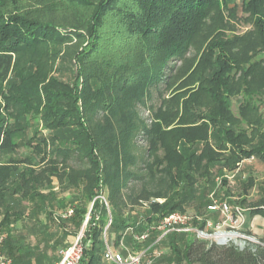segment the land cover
I'll return each mask as SVG.
<instances>
[{
    "label": "trees",
    "instance_id": "trees-1",
    "mask_svg": "<svg viewBox=\"0 0 264 264\" xmlns=\"http://www.w3.org/2000/svg\"><path fill=\"white\" fill-rule=\"evenodd\" d=\"M239 22L251 35L236 33ZM31 123L35 132L22 137ZM254 156L264 162V0H0V233L17 264L29 256L21 233H58L55 223L72 237L85 226L80 264H112L103 260L104 233L109 244L120 233L112 246L124 254L166 245L171 254L160 260L170 264H264V233L241 247L185 231L158 240L156 229L139 241L130 230L191 202L208 210L213 166L222 164L227 185L226 172ZM225 191L231 206L264 218V178L250 177L237 199ZM8 196L16 200L6 204Z\"/></svg>",
    "mask_w": 264,
    "mask_h": 264
},
{
    "label": "rangeland",
    "instance_id": "rangeland-1",
    "mask_svg": "<svg viewBox=\"0 0 264 264\" xmlns=\"http://www.w3.org/2000/svg\"><path fill=\"white\" fill-rule=\"evenodd\" d=\"M251 29H252V25L250 24H246V23H237V29H236V33L240 34V35H246V34H250L251 35ZM207 44V40H205L204 37H200L197 41L196 44V50L195 51H202L204 49V47ZM257 44V39L255 38H251L249 40V42H247L245 49L249 50L253 47V45ZM194 51V52H195ZM192 51V53H190L189 55L194 53ZM181 62L177 61L175 62V64L179 65ZM172 64V65H175ZM242 96L241 95H237L235 97L232 98V102H233V110L235 111V113L238 112V104L241 101ZM159 102V96L158 93L156 91L153 92V95H151L150 99L147 101L148 105H157V103ZM142 107V106H141ZM141 109V108H140ZM143 110H145L143 108ZM149 115L145 112L144 113V117H148ZM153 121H149L148 120V124L152 125ZM36 129V124L35 123H31L28 126V129L26 130L25 134L22 136L24 138H26L27 136H32L33 133L35 132ZM43 132L46 134L49 131L45 128H43ZM27 135V136H26ZM139 145L146 147V145H148V141L147 140H140L139 141ZM29 146L26 147H22L19 148L18 151L16 152H4L2 154L3 159L5 160V162H7L9 160L10 157H14V158H20L22 154H25L28 150ZM29 149V148H28ZM25 151V152H24ZM79 164V161L72 159L70 162V165L72 166H76ZM20 168L24 167V164L21 163V166H19ZM222 168V164L221 163H217L215 165V167L213 166V173L216 174V181L217 184L215 185V187L213 188V190H211L208 195L211 197V195L213 194L215 197H217L218 199H227V192L225 191L226 189H228V194L229 193H234L235 195L233 196L234 198H238L239 194L243 192V189H245V183L247 182V180L250 177H253L256 180V183L259 184L262 182L263 178H264V162L254 156L251 158H247L245 159L239 168V171L236 172V174H234L233 172H226L227 174L225 175L228 178V182L227 185H223L222 183V176L219 173V169ZM202 183V184H201ZM200 185H204L203 181L200 182ZM52 186L55 188L53 189V191L59 192L58 189V182L55 181V184H52ZM51 189V186H45L44 187V191L45 193H48L49 190ZM207 190V191H206ZM215 191H217V193L219 192L220 194L217 196V194L215 193ZM201 193H206L208 192V189L206 187H202L200 189ZM59 194V193H58ZM67 193H62L60 194L59 197H66ZM257 185H255L253 188H251L249 190V194H248V199L249 201H253L255 200V198L257 197ZM70 197V195H69ZM14 200H16V197L14 196H8L7 197V201L6 204L12 203ZM30 198H25L23 204L24 205H28ZM158 201L163 202L164 199L159 198ZM196 202H191L190 204H188L185 208L184 211H176V212H181V213H186L189 215H201L203 217H207L209 218H214L215 222H217L220 217V212L218 211H208L205 208H202L200 211L198 210V207L196 205ZM30 205V204H29ZM237 205H241L242 207L245 208V222L241 227H232V226H228L225 225L222 230H237L240 231L241 233H239V235H237V237L235 238H230L228 243H236L238 245H245L247 241H245V238L243 237V234H246L248 236H256L255 233L258 234H263L264 233V218L261 216H252L249 212V210H247V207L245 204H237ZM4 205H0V212H2ZM58 223H55L52 225V230L53 232L57 231L58 233H36V232H30V233H21L24 238L25 241L27 242V246H25V248H28V255L25 258V264H55L61 257V250H63L64 248H66L69 244L72 243V241L75 239V237H72L71 235H67L65 233H60L61 229L60 226L57 225ZM67 227L73 231V227L67 225ZM85 229V226H83L80 230H78V233L82 230ZM217 231V228H213L210 229V232H212L213 234ZM249 231H252V235L248 234ZM254 231V232H253ZM76 233V235L78 234ZM20 234V233H17ZM120 233H111L109 235V242L111 245H114L115 240L117 239V235ZM127 234V233H125ZM129 234V233H128ZM127 234V237L129 236ZM241 234V235H240ZM214 236V241H216L215 235ZM258 238V236H256ZM247 240H250L249 238H247ZM253 241V240H250ZM254 242V241H253ZM123 244L121 245V247H127L130 250V246L129 244V240L128 238H126L124 240V242H122ZM144 249V248H143ZM154 250H156V252L158 253L155 254ZM151 258H153L154 262L153 264H170L169 261H163L160 260L162 255H166L169 256L171 254L170 249L166 246V245H160L158 247H155L153 249H150L149 251ZM152 252V253H151ZM162 255H160V254ZM171 264H175V263H171Z\"/></svg>",
    "mask_w": 264,
    "mask_h": 264
},
{
    "label": "built area",
    "instance_id": "built-area-1",
    "mask_svg": "<svg viewBox=\"0 0 264 264\" xmlns=\"http://www.w3.org/2000/svg\"><path fill=\"white\" fill-rule=\"evenodd\" d=\"M150 115L148 112H146ZM149 117V116H148ZM149 121H152L149 119ZM102 199L106 201L104 196H101ZM212 201L208 205V211H218L220 212V217L217 222H215L214 218L203 217L201 215H189L181 212H173L164 218L160 219L157 223L149 226L147 230L143 232H136L133 228L130 230L133 233V236L136 240L144 241L146 240L151 231L159 230L162 232V235L158 238V240L168 232L171 231H185V232H195L198 237L210 239L214 241V236L216 238V242L218 243L221 240L219 237L220 233H236L239 235L241 233L237 230H222L225 225L232 227H241L246 218H245V208L239 205L235 207L231 206L230 203L226 199H218L213 194L211 195ZM107 202V201H106ZM73 214V209H69L68 211L62 214L63 217H68ZM89 216H87L86 221ZM206 220L204 227H200L198 225H194V220ZM217 228V231L213 234L210 232V229ZM84 228L75 236L73 242L61 250L60 259L55 264H80L83 254H84V239L85 233ZM241 235V234H240ZM245 241L247 238L253 240L256 243H261V241L256 236H248L243 234ZM104 238L106 242V248L103 252V260L107 263L112 264H152L153 259L150 257V247L141 249L139 251H128L127 254H124L120 248H114L111 244L107 242L106 233H104ZM6 235L4 233H0V264H17L14 259L4 252V243H5ZM229 239L225 240V244H228ZM241 246V245H240ZM244 247V245H242ZM154 253L158 255L156 250ZM160 254V253H159Z\"/></svg>",
    "mask_w": 264,
    "mask_h": 264
},
{
    "label": "bare ground",
    "instance_id": "bare-ground-1",
    "mask_svg": "<svg viewBox=\"0 0 264 264\" xmlns=\"http://www.w3.org/2000/svg\"><path fill=\"white\" fill-rule=\"evenodd\" d=\"M219 235H220L219 237H221L220 238L221 240H226V239L237 237L236 233H220Z\"/></svg>",
    "mask_w": 264,
    "mask_h": 264
},
{
    "label": "crops",
    "instance_id": "crops-1",
    "mask_svg": "<svg viewBox=\"0 0 264 264\" xmlns=\"http://www.w3.org/2000/svg\"><path fill=\"white\" fill-rule=\"evenodd\" d=\"M2 217H3V210H2V212H0V221H1ZM44 220H45V217L43 215V216H41V222L44 223L45 222ZM22 226H23L22 222L17 223V227L19 229L22 228Z\"/></svg>",
    "mask_w": 264,
    "mask_h": 264
},
{
    "label": "water",
    "instance_id": "water-1",
    "mask_svg": "<svg viewBox=\"0 0 264 264\" xmlns=\"http://www.w3.org/2000/svg\"><path fill=\"white\" fill-rule=\"evenodd\" d=\"M218 243L219 244H225V240H219ZM241 247H243V246L241 245Z\"/></svg>",
    "mask_w": 264,
    "mask_h": 264
}]
</instances>
